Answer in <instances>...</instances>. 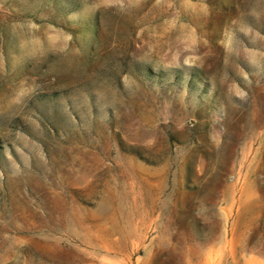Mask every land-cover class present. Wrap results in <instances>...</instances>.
<instances>
[{
  "label": "rangeland",
  "instance_id": "obj_1",
  "mask_svg": "<svg viewBox=\"0 0 264 264\" xmlns=\"http://www.w3.org/2000/svg\"><path fill=\"white\" fill-rule=\"evenodd\" d=\"M0 264H264V0H0Z\"/></svg>",
  "mask_w": 264,
  "mask_h": 264
}]
</instances>
